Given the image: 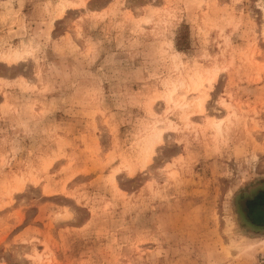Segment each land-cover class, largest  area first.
I'll list each match as a JSON object with an SVG mask.
<instances>
[{
    "label": "rangeland",
    "instance_id": "1",
    "mask_svg": "<svg viewBox=\"0 0 264 264\" xmlns=\"http://www.w3.org/2000/svg\"><path fill=\"white\" fill-rule=\"evenodd\" d=\"M260 189L264 0H0V264H264Z\"/></svg>",
    "mask_w": 264,
    "mask_h": 264
},
{
    "label": "trees",
    "instance_id": "2",
    "mask_svg": "<svg viewBox=\"0 0 264 264\" xmlns=\"http://www.w3.org/2000/svg\"><path fill=\"white\" fill-rule=\"evenodd\" d=\"M262 198H264V189L254 192L251 198L239 196L237 199L238 212L242 214V216H244L247 220H249L253 226L258 228H264V208L261 209L258 206H254ZM253 210L257 211V215H259L260 218L257 215L256 218H253L250 215Z\"/></svg>",
    "mask_w": 264,
    "mask_h": 264
},
{
    "label": "bare ground",
    "instance_id": "3",
    "mask_svg": "<svg viewBox=\"0 0 264 264\" xmlns=\"http://www.w3.org/2000/svg\"><path fill=\"white\" fill-rule=\"evenodd\" d=\"M10 52V51H9ZM14 52V50L12 51ZM3 54V53H2ZM5 54V53H4ZM6 57L7 58H12V59H16V58H19V55L17 53H12V54H9L8 55L6 54ZM4 58V57H3ZM197 90V96L193 97L192 99H194L196 101V107L198 109V112L199 113H202L203 112V99H202V96L201 94L204 95V91H201L200 90V85H198V87L196 88ZM195 93V94H196ZM182 98H184V96H182ZM186 102V101H185ZM187 103V102H186ZM185 119L188 120L189 119V115L186 114L185 115ZM214 124V123H213ZM220 126V125H219ZM218 125H216V128L218 129L219 127ZM153 135H152V138H151V141L150 143L147 145L146 147V151H145V157L146 159L148 160L151 156V153L153 152L154 150V146L157 142H159L161 140V128H156L154 127L153 128Z\"/></svg>",
    "mask_w": 264,
    "mask_h": 264
}]
</instances>
